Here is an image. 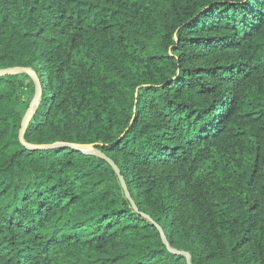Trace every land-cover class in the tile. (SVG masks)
Here are the masks:
<instances>
[{"label":"trees","instance_id":"16d2710c","mask_svg":"<svg viewBox=\"0 0 264 264\" xmlns=\"http://www.w3.org/2000/svg\"><path fill=\"white\" fill-rule=\"evenodd\" d=\"M14 68L135 208L0 75V264H264V0H0Z\"/></svg>","mask_w":264,"mask_h":264},{"label":"water","instance_id":"95a60500","mask_svg":"<svg viewBox=\"0 0 264 264\" xmlns=\"http://www.w3.org/2000/svg\"><path fill=\"white\" fill-rule=\"evenodd\" d=\"M17 74L29 75L30 77H32V79L34 80L35 85H36L35 96H34L32 102L30 104V107H29L23 121H22V126H21V130H20V134H19L20 142L29 150L43 151V150H52V149H56V148H65V149L70 148V149H74L76 151L82 152L83 154L93 155V156H96V157H99V158H102V159L108 161L112 165V167L114 168L117 176L119 177L121 185L125 191V195H126L127 199H129L131 201L133 207L135 208L134 202L131 200L130 194L127 190L125 181H124L123 177L121 176L120 170L101 151L97 150L95 148V146H77V145H71V144H54V145H49V146H33V145H29L26 143L25 134L27 131V127L30 124L31 119H32L33 115L35 114V112H36V110H37V108L41 102L42 88H41V85H40V82H39V79H38L36 73L34 71H32L31 69L14 68V69H9V70H5V71H0V75H17ZM160 231L162 233V238H163L164 243L169 247V244L167 242V239H166L164 233L162 232L161 229H160ZM174 253H179V252L174 251ZM180 254H183L184 256H186L188 259V264H191L189 254H187V253H180Z\"/></svg>","mask_w":264,"mask_h":264},{"label":"rangeland","instance_id":"374dc122","mask_svg":"<svg viewBox=\"0 0 264 264\" xmlns=\"http://www.w3.org/2000/svg\"><path fill=\"white\" fill-rule=\"evenodd\" d=\"M33 100V99H32Z\"/></svg>","mask_w":264,"mask_h":264}]
</instances>
